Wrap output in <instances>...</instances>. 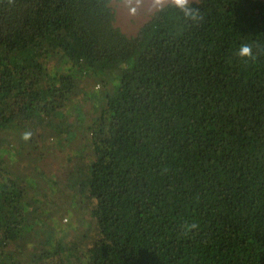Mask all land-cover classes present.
I'll list each match as a JSON object with an SVG mask.
<instances>
[{
	"label": "trees",
	"instance_id": "1",
	"mask_svg": "<svg viewBox=\"0 0 264 264\" xmlns=\"http://www.w3.org/2000/svg\"><path fill=\"white\" fill-rule=\"evenodd\" d=\"M110 2L0 0V264H264V0H192L195 20L171 2L135 34ZM41 126L79 135L82 158H43ZM50 192L88 213L82 249L57 235ZM225 198L227 217L206 215Z\"/></svg>",
	"mask_w": 264,
	"mask_h": 264
},
{
	"label": "rangeland",
	"instance_id": "2",
	"mask_svg": "<svg viewBox=\"0 0 264 264\" xmlns=\"http://www.w3.org/2000/svg\"><path fill=\"white\" fill-rule=\"evenodd\" d=\"M173 0H163V3L161 5H157L155 0H111L110 5L113 8L114 11V24L118 26L123 32L127 34H135L141 26L144 25V23L151 17V14L155 12L158 8L172 4ZM189 2H192V0H189ZM118 70H112L109 72L108 80L110 81V84L106 85V92L113 91V89L117 86V76H118ZM100 73V71H99ZM95 86L98 88L99 83H95ZM184 90L188 93H191L192 95L200 90L199 87L196 86H184ZM67 119L69 116H65ZM40 133V138L42 141H50L52 142L56 147L54 149H44L42 151V157H50L52 161H56L59 156L61 155V160H64L65 158H68L69 155L72 157L82 158L79 155L80 151L79 148H81V140L79 138V135L77 137L78 141H73L74 134L71 133L69 140L72 141L71 144H68L66 142V138L63 141H61V138L57 135L54 138H50L49 135L55 134L53 132H49L47 128L40 127L36 133ZM61 144H63V147H61ZM81 150V149H80ZM72 152V153H71ZM75 152V153H74ZM74 153V154H73ZM63 155V156H62ZM186 176L188 174H185ZM177 180H184L181 177H177ZM30 183L33 185L38 184V181L36 180H30ZM202 188L199 187L197 191L193 188L192 191H189L190 194H197L199 190ZM73 194L66 193L65 195H62L61 193V202H65L66 204L64 207H66V210H61V212H58L55 216V218L52 220L53 225L56 226V232L58 236H61L63 233H66L67 240H75L77 243H79V238L81 236H88L86 242H91L93 236L96 235V233L91 235V225L89 224L88 220L89 218L86 217L88 213L86 211L81 210V207H78L74 204H72V197ZM206 196L214 197L210 194V192L205 193ZM204 197V196H203ZM227 198L222 200H216L214 203H207L204 202V208L206 211V215L213 211L217 210L220 212V215L227 217L225 215L226 212V205L224 201H226ZM71 203V204H70ZM213 204V205H212ZM184 205L189 206L192 205L187 197L184 199ZM245 213V210L241 208L240 206L237 208ZM184 211V217L186 218V221H188L187 224L190 223H196L198 227L193 228L191 230L197 232L201 236H206L204 240H202L203 243L208 244L210 241L213 240L215 237L214 227H211L209 222L204 223V219L200 221V223H197V218L199 217L198 214H193L191 211L188 210V208L183 207ZM203 210H201V213ZM179 216V215H178ZM241 221L243 217L235 212V215L231 219H237ZM183 220L179 216V220ZM186 221L183 220L182 227L186 224ZM220 223V221H218ZM243 222V221H242ZM221 224H224L223 222ZM245 228L246 225L244 224ZM247 229V228H246ZM226 230V228H225ZM84 234V235H83ZM83 244L79 243V248L82 249ZM69 251H65L63 254H60L58 256V259L61 261V259L64 261L62 264H69L64 259L66 257V254ZM71 259L74 260L75 263L78 262H84L87 257L80 253L78 250H76V256L73 257L71 255Z\"/></svg>",
	"mask_w": 264,
	"mask_h": 264
},
{
	"label": "clouds",
	"instance_id": "3",
	"mask_svg": "<svg viewBox=\"0 0 264 264\" xmlns=\"http://www.w3.org/2000/svg\"><path fill=\"white\" fill-rule=\"evenodd\" d=\"M155 2L157 5H161L163 3V0H155ZM173 3L175 4V6H177L184 13V15L186 17L190 16L194 20L197 18L195 11L188 7L189 0H173ZM234 54L236 56L242 58V59L247 58L253 62L256 60V55L253 52L252 46L249 44H246V43H241ZM32 135H33V133L31 131H25L24 133H22L21 139L24 141H28L32 138ZM49 195L54 197V200L56 202L55 207H57L58 203H61V207L63 206V208H64L63 210H66V207H64L66 204L65 203L66 200H65V202H61V193L60 192H58L56 194L50 192ZM62 195H65V194H62ZM59 212H61V210ZM57 213L58 212H56V214ZM51 224H52V221H51ZM54 227H56V226H54ZM183 227L185 229V232H188L191 229L198 227V225L196 223H190V224H185Z\"/></svg>",
	"mask_w": 264,
	"mask_h": 264
}]
</instances>
